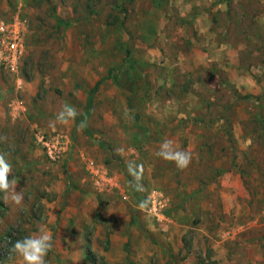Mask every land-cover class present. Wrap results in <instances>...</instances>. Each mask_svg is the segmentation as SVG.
<instances>
[{
    "label": "rangeland",
    "instance_id": "obj_1",
    "mask_svg": "<svg viewBox=\"0 0 264 264\" xmlns=\"http://www.w3.org/2000/svg\"><path fill=\"white\" fill-rule=\"evenodd\" d=\"M14 18L25 53L0 68V153L24 201L0 194V264L40 225L47 264H264V0H0ZM64 103L79 115L51 126ZM55 132L71 149L49 164L36 137ZM165 139L186 169L154 155ZM87 160L118 188L97 190Z\"/></svg>",
    "mask_w": 264,
    "mask_h": 264
},
{
    "label": "clouds",
    "instance_id": "obj_2",
    "mask_svg": "<svg viewBox=\"0 0 264 264\" xmlns=\"http://www.w3.org/2000/svg\"><path fill=\"white\" fill-rule=\"evenodd\" d=\"M79 115L78 110L68 104L64 103L53 121H50L51 126L66 125L69 122L75 121ZM88 126L86 118L77 125V130L80 131ZM6 138L0 137V140ZM120 154L123 149L115 150ZM154 155L166 162L175 165L179 170L186 169L192 162L193 156L189 150L179 148L171 139H165L155 151ZM128 174L132 177L129 181L130 186L134 191L140 192L144 190L142 184V165L136 164L134 161H129L126 165ZM13 172L12 164L5 158L4 153H0V194L3 202L12 204L17 207L21 206L24 201L23 191H17L18 180L13 178L9 180V175ZM148 201H142L138 204L139 208H146ZM10 247L7 251L15 253L18 258V264H47V256L54 247L52 233L45 225H40L36 232L25 236L12 243L7 242Z\"/></svg>",
    "mask_w": 264,
    "mask_h": 264
},
{
    "label": "built area",
    "instance_id": "obj_3",
    "mask_svg": "<svg viewBox=\"0 0 264 264\" xmlns=\"http://www.w3.org/2000/svg\"><path fill=\"white\" fill-rule=\"evenodd\" d=\"M24 24L14 18L8 25L0 23V68L17 74L25 53ZM37 145L42 150L45 160L49 164H58L70 154V138L55 132V135H41L36 137ZM86 171L92 184L99 191L109 192L118 188V183L105 168L94 161L85 162Z\"/></svg>",
    "mask_w": 264,
    "mask_h": 264
},
{
    "label": "trees",
    "instance_id": "obj_4",
    "mask_svg": "<svg viewBox=\"0 0 264 264\" xmlns=\"http://www.w3.org/2000/svg\"><path fill=\"white\" fill-rule=\"evenodd\" d=\"M96 88H97V87H95V89H92V92H95V91H96Z\"/></svg>",
    "mask_w": 264,
    "mask_h": 264
}]
</instances>
